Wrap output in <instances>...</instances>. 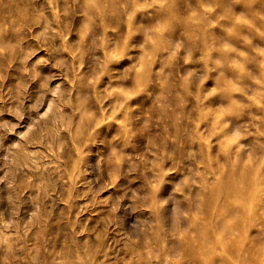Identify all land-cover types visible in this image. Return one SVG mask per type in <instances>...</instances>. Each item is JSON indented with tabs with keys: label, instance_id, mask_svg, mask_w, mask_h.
<instances>
[{
	"label": "rangeland",
	"instance_id": "1",
	"mask_svg": "<svg viewBox=\"0 0 264 264\" xmlns=\"http://www.w3.org/2000/svg\"><path fill=\"white\" fill-rule=\"evenodd\" d=\"M263 213L264 0H0V264H264Z\"/></svg>",
	"mask_w": 264,
	"mask_h": 264
},
{
	"label": "bare ground",
	"instance_id": "2",
	"mask_svg": "<svg viewBox=\"0 0 264 264\" xmlns=\"http://www.w3.org/2000/svg\"><path fill=\"white\" fill-rule=\"evenodd\" d=\"M215 2L219 3L223 7H225L227 5V0H215ZM218 7H219V5H218ZM237 164H235L236 167L235 166L230 167V171H228V173H226L227 174L226 176H224L222 174L213 183H211V184L206 183L204 185V189H207L209 191V195L206 196V198H208V199L206 200L205 207L209 210L212 209L213 207L216 208V213L219 214V216L217 215L219 219L214 224V227H216L217 230H219L220 232H222L224 234L220 239L223 242H225V238H227V239L229 238L230 231L234 227H236L237 223H239L237 220L242 215L241 213L243 211L242 208L241 209L240 208H234L231 204V201L232 200L241 201V200L249 197V194H250V187L246 186V184H245L246 180L245 181L242 180L241 175H240L241 179L236 178L237 174L234 175L236 173L235 169L237 168ZM234 171H235V173H234ZM222 198H223V202L218 203V200H221ZM210 212L211 211H209V217L211 216ZM199 230L200 229H197V233H196L198 238L195 239L194 236H186L185 237L187 240V243H186L185 248H184V255H185L184 257L190 256L189 262H193L194 264H213V262H212L213 261V254L209 250V247H208V244L206 241V237H205V235L208 233L207 231L209 230V228H202L200 231ZM262 234L263 233H261V237H262ZM217 235H219V234L217 233ZM254 235H255V237H257L256 234H254ZM211 239H213V238H211ZM259 244H262V243H259ZM224 245H225V243H224ZM254 246L255 245H253L252 247H254ZM248 247H250V246H248ZM250 249H252V248L250 247ZM245 250H248V249H245ZM255 251H254V253L256 254L257 252H255ZM246 252H249V251H245V252L243 251L238 256L237 261H236L237 263H235V264H243L244 262L247 261V259L250 257V255H248L249 257H246L247 256ZM249 253L252 255L253 251L250 250ZM254 256L252 255V257H254Z\"/></svg>",
	"mask_w": 264,
	"mask_h": 264
}]
</instances>
